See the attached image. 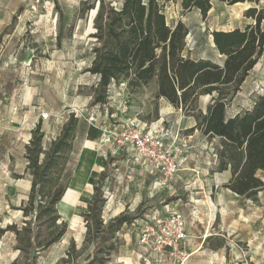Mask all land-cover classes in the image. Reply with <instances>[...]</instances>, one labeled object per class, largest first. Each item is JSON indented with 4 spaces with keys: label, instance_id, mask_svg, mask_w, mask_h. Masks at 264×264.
<instances>
[{
    "label": "rangeland",
    "instance_id": "rangeland-1",
    "mask_svg": "<svg viewBox=\"0 0 264 264\" xmlns=\"http://www.w3.org/2000/svg\"><path fill=\"white\" fill-rule=\"evenodd\" d=\"M107 2L119 7L123 0ZM159 2L170 24L181 19L190 28L186 55L215 62H222V57L211 32L243 29L248 24H255V20L245 14L251 6L264 13V0L235 4L213 0L206 17L198 9L184 11L180 0ZM89 4L87 0H0V96L8 101L12 91L18 92V96L24 94L39 107L37 113L52 114L50 119L43 121L37 117L33 125L35 129L38 122H42L47 148L61 129L63 116L72 113L78 116L81 120L78 134L82 135L85 124L90 125L97 75L88 68L98 42L93 37L97 7L87 9ZM156 88V82H152L133 90L126 80L120 79V85L109 91L105 110L98 108V123L105 124V139L122 121L135 118V115L142 122L156 120L160 111L168 107L157 97ZM262 93L264 55L228 106L227 115L244 113ZM212 102L211 96H202L198 107L206 113ZM183 115L192 116V112L183 110ZM172 125L173 122L165 124L171 130ZM6 127L0 124V264H143L136 238L144 225V215L151 205L164 198L161 193H152L154 187L161 189L156 186L158 173L151 172L133 158L126 167L120 150L111 144L103 147L102 130L98 129L99 136L95 139L87 136L74 142L60 182L70 187L80 171L87 173L90 182L82 193L73 195L69 190L58 204L67 230L62 238L46 246L50 239L47 221L43 223L44 230L40 235H37L38 225L43 220L32 219V232L17 235L12 228L25 225L26 217L19 208L28 203L30 187L25 179L20 180L23 176L19 173L28 160L24 156L8 155L9 140L21 136L24 130L20 129L18 133ZM217 141L218 138L215 143ZM196 175L189 171L184 176L193 180ZM260 176L264 179V173ZM208 178L211 176L206 175L202 180L206 182ZM99 183L102 186L100 196L105 200L101 211L105 225L123 215L130 218L113 238L106 234V240L88 234L84 215L91 199L88 192L93 196L94 186ZM214 194L212 192L213 198ZM252 200L247 206L244 203L234 206L235 210L243 209L247 219L240 220L239 213H232L230 217L218 215L208 231L203 230L208 237L199 242L202 247L188 249L185 256L167 258L165 264H264V191ZM112 243L115 249L107 255ZM95 255L108 259L101 263L93 260Z\"/></svg>",
    "mask_w": 264,
    "mask_h": 264
},
{
    "label": "trees",
    "instance_id": "trees-1",
    "mask_svg": "<svg viewBox=\"0 0 264 264\" xmlns=\"http://www.w3.org/2000/svg\"><path fill=\"white\" fill-rule=\"evenodd\" d=\"M169 2L171 0H164ZM213 0H180L184 11L198 9L206 17ZM230 4L252 0H226ZM87 9H95V32L98 44L93 48L94 58L88 71L99 76L93 104H106L108 89L113 80L127 81L128 87L138 90L152 82L157 84V97L192 112L197 120L196 128L210 137H219V171L232 170V178L226 185L240 196L255 198L264 190V93L244 113L227 115L228 106L241 90L250 71L264 55L263 10L249 7L245 14L255 20L245 28L213 30V42L222 62L186 55V41L190 28L178 19L170 24L159 0H123L119 7L107 0H87ZM98 2V4H97ZM84 11V8L82 9ZM210 95L212 103L204 113L198 103L202 96ZM79 118L68 116L59 136L44 143L45 133L39 123L27 146V171L32 176L28 203L19 209L26 217L23 227L12 228L20 235L32 232V219L42 221L37 235L43 233V223L48 222L50 239L46 246L58 241L67 230L57 205L63 200L67 185L60 182L76 139ZM99 130L90 126L88 137L95 139ZM102 181V180H101ZM101 183L84 212L88 234L106 240L113 238L124 222L120 216L105 225L101 211L105 200L101 195ZM115 247L109 246V252ZM99 259V260H98ZM108 258L93 256L101 263Z\"/></svg>",
    "mask_w": 264,
    "mask_h": 264
},
{
    "label": "crops",
    "instance_id": "crops-1",
    "mask_svg": "<svg viewBox=\"0 0 264 264\" xmlns=\"http://www.w3.org/2000/svg\"><path fill=\"white\" fill-rule=\"evenodd\" d=\"M22 90L23 87L20 88V91ZM17 93L18 92L14 91L10 92V100L8 101L5 100V97L2 98V96H0V124L7 126L6 128L12 132L17 131L20 133V129L24 130L23 133H21V136L13 137L9 140L11 148H8V155L12 157L24 156L26 158L27 146L30 144L33 131L35 130L33 125L35 124L37 117L40 118V113H37L39 107L34 102H31L24 94L18 96ZM159 100L163 101L168 107L167 109L160 111L159 117L156 120L142 122L136 115L135 117L140 124L146 126H149L156 121L163 120L164 125L168 122H173L172 130H174L180 124L182 128V136L188 141V148L186 154L187 158L182 164V170L172 181L170 186L161 189L155 187L152 188L153 194L161 193L160 195L164 198L160 200V202L151 205V207L171 204L177 207L185 215L186 230L188 234V249L193 250L203 246L202 243L199 242H203V239L208 237L203 233V230H206L205 232H207L212 221L216 220L218 215L221 217H230L232 213H239L240 220L247 219L245 217V211L243 209L235 210L234 206L237 203H244V205L247 206L249 203H252L253 200L252 198L238 195L226 186L232 178V170L229 166L227 169L219 171L220 159L219 157H215L214 150L218 151L221 147L220 138L205 135L197 128L194 131H189L197 124L195 117L193 115L184 116L183 110L180 111V108L174 106L163 97L159 98ZM80 121L81 120H79V123ZM39 123L42 124L41 121H39L38 124ZM89 128L90 125L87 126L85 124V130L82 135L78 134L77 131L75 143L88 136ZM61 129L57 130V137L59 136ZM55 131L56 130L53 129L52 133L55 134ZM216 138H218L217 143H215ZM213 145L216 146L212 147ZM120 156L122 157L123 163L128 167V162L133 158L132 154L124 151L120 153ZM27 166L28 162L23 170L19 172L23 176L20 180L25 179L31 188L32 176L27 171ZM200 170H202V172ZM189 171L196 172L197 178L188 180L184 175H187ZM202 175H210L211 178L206 179V182H204L202 177L205 176ZM89 182L87 173L80 171L79 175L74 178L70 187H67V189L70 188L73 195L75 193L79 194L85 191L86 184ZM96 183L97 182H94L92 184L95 185ZM207 190L209 191L207 192ZM263 191H259L258 195L262 194ZM212 192L215 193L214 198L211 196ZM88 193L89 197L92 199V194L90 192ZM64 197L65 196H63V198Z\"/></svg>",
    "mask_w": 264,
    "mask_h": 264
},
{
    "label": "built area",
    "instance_id": "built-area-1",
    "mask_svg": "<svg viewBox=\"0 0 264 264\" xmlns=\"http://www.w3.org/2000/svg\"><path fill=\"white\" fill-rule=\"evenodd\" d=\"M99 80L97 76V82ZM118 84L113 80L108 95L111 88ZM101 107L105 110V103L95 104L89 122L90 126L103 131V147L105 144H111L120 150V153L126 151L132 154L133 159L143 164L146 169L159 174L156 182L158 188L170 186L187 158L188 141L182 136L181 125L171 130L164 125L163 120L146 126L140 124L136 117L129 118L122 121L105 139V124H99L97 117L98 108ZM182 110L180 108V111ZM51 116L52 114L46 111L40 113L42 120L50 119ZM67 120L68 116L62 117V126ZM56 138L57 136L52 140ZM214 151L215 157L218 158V151ZM142 220L144 225L139 231L137 241L143 264H165L167 258L187 255L186 217L177 207L171 204L153 206Z\"/></svg>",
    "mask_w": 264,
    "mask_h": 264
},
{
    "label": "water",
    "instance_id": "water-1",
    "mask_svg": "<svg viewBox=\"0 0 264 264\" xmlns=\"http://www.w3.org/2000/svg\"><path fill=\"white\" fill-rule=\"evenodd\" d=\"M70 190V188H68L67 190H66V193H65V195L64 196H66V194H67V192Z\"/></svg>",
    "mask_w": 264,
    "mask_h": 264
}]
</instances>
